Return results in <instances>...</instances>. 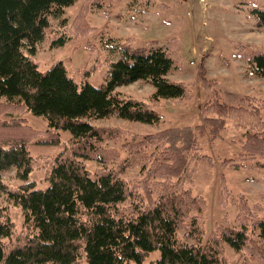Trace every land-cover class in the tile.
Returning a JSON list of instances; mask_svg holds the SVG:
<instances>
[{
	"label": "trees",
	"instance_id": "obj_1",
	"mask_svg": "<svg viewBox=\"0 0 264 264\" xmlns=\"http://www.w3.org/2000/svg\"><path fill=\"white\" fill-rule=\"evenodd\" d=\"M74 1L0 0V191L21 208L24 219L17 233L11 221L0 218V264H142L154 250H159L160 257L149 264H226V245L244 252L242 264L264 260V217L244 202L237 203L236 225L222 218L204 239L207 203L188 186L189 166L192 160L211 161L197 155L199 147L188 129L136 135L123 146L126 154L120 159L119 152L106 145L120 130L93 124L109 116L156 123L160 119L154 109L157 100L191 96L190 84L167 79L173 65L168 51L123 45L122 57L108 64L107 78L98 87L76 82L61 61L39 71L30 55L44 38L50 18L59 19ZM105 1L124 0H84L70 32L76 36L90 32L88 13L103 8ZM250 15L257 27L264 26V8L253 6ZM63 36L51 40L50 46H63ZM249 61L254 73L264 78V53H251ZM201 65L197 70L200 85L215 88ZM137 81L154 88L152 102L116 92ZM211 97L202 106L206 126L222 127L226 110L237 117V123L264 126L256 107L260 105L250 103L255 102L253 98L243 96L240 105L231 106L220 103L215 93ZM13 109L44 118L48 129L39 132L13 115ZM211 114L214 117H208ZM58 130L70 134L60 152L29 154L28 145L41 134L47 142L58 143ZM242 149L250 159L228 160L223 165L264 166L251 161L264 154L259 129L249 127ZM83 160L102 167L92 177ZM132 166L140 169L139 181L119 177ZM10 169L23 181L30 172L40 171L48 187L36 189L33 182H25L17 189L9 188L1 174Z\"/></svg>",
	"mask_w": 264,
	"mask_h": 264
},
{
	"label": "rangeland",
	"instance_id": "obj_2",
	"mask_svg": "<svg viewBox=\"0 0 264 264\" xmlns=\"http://www.w3.org/2000/svg\"><path fill=\"white\" fill-rule=\"evenodd\" d=\"M84 0H75L64 8L59 19L50 18L49 28L44 38L35 45L30 55L37 62L39 71L47 70L53 63L61 61L69 75L78 83L87 81L98 87L107 78L110 62L122 57L121 48L127 44L130 48L150 51L163 49L173 59V65L167 74L169 81L190 84L191 96L184 99L157 100L154 109L160 119L147 124L109 116L94 120L93 124L120 130L115 137L106 141L110 149L119 152L136 135H150L163 130L188 129L197 143V155L206 160H192L189 169L191 182L188 184L193 195L202 196L207 203L204 239L209 235L215 223L222 218L236 225L239 213L237 203L244 202L258 217H264V166L262 168H232L226 163L231 160L250 159L242 147L249 127L259 129L264 135V126L255 123H237V117L226 110L221 120L223 126L208 127L204 124L202 106L217 95L220 103L240 105L239 99L249 96L255 100L251 104L264 107V78L254 73L249 61L251 53H264V26L257 27L255 18L250 15L253 6L264 8V0H124L103 2V8H92L87 21L93 29L84 36L70 32L73 21ZM64 20V23L61 21ZM64 35L66 43L60 47H51L55 37ZM242 57H238V53ZM203 75L215 88H203L197 80L199 65ZM124 97L152 102L154 88L145 81H137L116 88ZM219 95V96H218ZM255 106V105H254ZM260 109L262 121L264 110ZM12 114L22 117L27 124L39 132L48 129L47 121L31 112L12 110ZM213 114L208 117H214ZM200 127V130H194ZM216 129H218L216 131ZM176 131H174L175 133ZM59 142L52 144L41 134L28 145L32 157L60 152L70 134L58 130ZM214 137V138H212ZM193 152V151H192ZM92 177L101 163L83 160ZM251 161L264 164V154ZM127 182L140 180V169L132 166L119 174ZM3 185L17 189L25 182H33L36 189H46L40 171L30 172L25 181L21 180L15 169L1 174ZM0 218L11 221L17 233L23 227V215L18 205L9 203L6 195L0 191ZM226 264H242L244 252L226 245L224 250ZM160 257L159 250L152 251L142 264H149ZM84 264V263H82ZM254 264H264L258 260Z\"/></svg>",
	"mask_w": 264,
	"mask_h": 264
}]
</instances>
